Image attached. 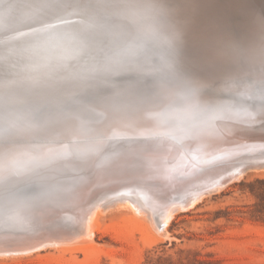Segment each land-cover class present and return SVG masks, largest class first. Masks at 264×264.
Here are the masks:
<instances>
[{
	"label": "bare ground",
	"instance_id": "bare-ground-1",
	"mask_svg": "<svg viewBox=\"0 0 264 264\" xmlns=\"http://www.w3.org/2000/svg\"><path fill=\"white\" fill-rule=\"evenodd\" d=\"M43 1L46 0H0V39L6 42L8 29H14L15 31L17 30L18 33L20 32L19 35H22L21 31H23V36L26 35L28 37V40L26 39L27 37H22L23 41L28 42L29 37L35 40V33H38L37 30L35 31L36 27L40 30L44 25H49L48 23H53L54 25L56 23L54 21L58 20V18H66L64 15H67L68 20H73L75 23L74 28L77 26V28L84 29L83 27L86 26L88 28L85 30L90 28L93 33L96 31V33H100L101 36L105 34V36L108 35L107 37H111L116 28L123 27L127 19L133 20L135 17L130 7L131 1L127 3V0H79L76 6L73 0H71V7L72 3L76 7L73 6L69 8V11L63 13V15H60L61 12L58 10L56 11L53 9L56 12L54 15L51 14L52 16L49 18L45 17L43 13H46L45 11L52 6L50 8H48V6L46 9L45 4L42 3ZM52 1L57 3L65 2V0ZM182 1L185 5L181 8L178 7L174 14L175 22L172 25L173 31L183 27L187 21H190L192 25L198 23L201 32L196 30L195 26L192 30L190 29V32L183 27L184 32L182 33L183 35L185 33L184 37L186 36L194 40V35L198 32L202 33V31H205L198 36V42H206V44L204 43L205 55L209 58L212 56V60L208 62L209 66H204V68H207V72H205L203 76L207 81L202 82L200 81L202 75L197 76V79L193 80L194 82L187 88L188 91L191 92V96L186 94L185 88H181V90L183 93L185 92L186 95L181 94L182 92L177 95L174 90H169L167 87L160 88L158 94L150 98L138 97L133 100H131V97L125 96L127 94L125 90L116 92L112 96L104 93V95H101L99 98L103 107L94 106L95 104L92 103V107L94 106L93 110L97 112V119L94 121L90 120L94 123L91 125L92 127H90L92 130L90 135L85 128L86 126L84 127L81 121L74 120V118H67L68 120L63 121L64 123L61 125H58L57 122L59 121H54V119L47 120L45 121L46 123L44 122L41 126L38 124L37 126L35 123L21 122L18 120L16 125L17 128L10 136H6V133L0 130V203H3L4 206L6 205L9 209L7 213L4 212V215L0 212V242L12 243L20 247L24 243L22 239L27 236L50 232L55 233L56 231H63L65 233L66 228H68L70 224L77 223L75 221L78 219L75 215L81 210L89 207L92 210V214L96 213L97 215L98 212L100 213L98 200L106 195H117L120 197L119 200L113 203V206L118 205L122 209L125 207L124 209L126 210H135L137 214L143 218L151 217L147 208L139 206V204L134 203L132 199L128 197H123V194L128 193H133L135 195V188L132 187V182H139L151 190L153 198L146 197L147 193H145L143 196L146 197V200L162 202L163 204V201L169 198L181 200L182 197L195 195L200 190H205L206 187L220 186L219 184L233 178L235 180L236 175L242 174L249 164H252L258 159H264V104L259 105L256 111H252L246 108L248 107L247 101L242 98L247 96L255 98L259 95H262L264 98V0ZM139 4L141 8L147 7L145 1ZM78 11H86L94 14L104 13L111 17L112 20L110 22L106 21L107 23L91 24L84 21L81 17L71 18ZM48 12L46 13L47 15L51 13V11L49 14ZM78 13L83 14L82 12ZM58 15H60V17H58ZM122 15L124 16L121 17ZM211 18L214 19L212 27L208 24ZM61 24L63 25V22H61ZM65 24L67 25V23ZM127 25L129 26L130 24L128 23ZM71 28L73 27L71 26ZM150 28L151 25L147 24L144 30L151 33V31L147 30ZM18 29L21 30L19 31ZM120 30H122L121 35L123 36L124 31L123 29ZM144 30H141V32ZM88 31L89 30H87V32ZM211 32L220 34L217 39H215L216 41H213V34ZM74 33H76V31ZM132 33L134 35V32L128 34ZM156 33L158 34L160 32L156 31ZM91 34L89 32L86 36L91 39L93 37ZM141 34L145 35V32ZM183 35L180 37H183ZM16 36L18 37V35ZM79 36L80 35H78V37ZM95 37L97 38L96 35ZM112 37L114 36L112 35ZM127 37L129 38L130 36ZM46 38H48L47 35ZM148 38L146 40L147 43L149 42ZM84 39L88 38L84 37ZM143 39H140V41ZM68 40L67 38L66 41L68 42ZM92 41H94V39H92ZM112 41L113 40H111V43ZM146 41L144 40V42ZM17 42L20 43V40ZM48 42L49 41H47V43ZM126 42L127 41H125V43ZM193 42H195L194 44L196 45V40ZM103 44H106V42ZM150 44L152 45L154 43ZM24 45L22 47L23 49ZM30 45L28 44V46ZM15 48L17 47L14 40H12V47L10 48L0 43V60L3 61L4 70L9 67L12 61H8L9 54L11 53V55H13L17 52V55H19L20 48L17 51L14 50ZM135 48L138 49L134 52L141 49L139 46ZM10 49L14 51L11 52ZM169 49L170 48H168V50ZM28 50L30 49H27V51ZM154 51L152 53L155 54L156 52ZM79 52H81V49ZM140 52L137 53L139 54ZM49 54L51 53H48V55ZM25 65L26 62L25 64L22 63L20 67ZM210 65L213 69H210ZM84 69L86 68L84 67ZM1 72L3 73V71ZM2 73L0 74L2 75ZM218 75L220 77L216 82L209 81L211 78H217ZM247 75L249 76L241 80L234 78L236 76L242 77ZM141 78L142 75L140 79ZM138 82L142 81L138 80ZM204 83L206 85L204 87L206 90L201 92L200 86L204 85ZM227 86L232 90H230L231 93H237L241 96L242 99L239 100V102H242L243 106H245L243 110L234 108L235 105H231L232 107H220L222 105L220 104L221 102L215 100L228 97L221 95L222 92L229 91V89L225 88ZM172 87L177 89L179 85L175 83ZM255 93H258V95ZM82 96L80 98L84 99V96ZM192 96L193 100L189 101V98H192ZM65 97L67 96L65 95ZM76 99L79 100L78 98ZM61 102L62 101L59 103ZM79 102L81 103V100ZM80 103H78V105ZM35 104L37 105V103ZM56 104L58 103L56 102ZM81 105H83V103H81ZM77 106L75 108H77ZM46 108L49 109L48 107ZM70 108L67 107V109ZM112 109H114V114L106 117L107 111H112ZM88 121L89 120H87V122ZM42 129L43 131L41 132ZM67 129L69 135L61 138L62 134L68 133L66 131ZM118 135L129 136L132 139H130L131 141L128 142V145L125 144L127 142L122 143V145H117L118 141H115L119 137L116 140L111 138L117 137ZM92 136L95 138H92ZM85 137H91L92 139L89 138L87 142L82 141ZM30 139H36L37 141L41 140L40 142L42 144L36 145L35 143V147L46 145L56 146L57 148L51 150L52 152L61 151L63 148H61L62 146L60 145L64 141H72L73 143V141L80 139V143L90 144L92 150H97L99 155L97 154V158H95V160H97L96 163L98 165L99 163L100 165L102 164L105 167L104 169L108 166L107 168L109 171L106 169L108 173L100 175L102 176V181H99L97 178V180L95 179L93 182V179L91 180L89 176H87L88 173L84 174L85 171H82L86 170V168L79 171L69 166H56L54 165L55 161L52 160L51 162L48 161L50 163L49 165L43 164L41 166H34L33 164H24L25 166L22 170L10 172V167H13L20 162V160H24V157L38 154L34 153L35 150L32 149L35 148L34 146L28 145L25 142ZM38 159L40 160L42 158L36 157L35 162H38ZM42 160H47V158ZM28 163H30V161ZM97 167L101 169L99 166H96V168ZM15 168L14 166L13 170ZM248 168H254V166ZM104 169L102 167L101 170ZM101 170H98L97 173L101 174ZM252 171H255V169ZM35 178H44L41 181L48 179L51 183L48 186L44 181L43 183L45 185H36V187V183H33ZM70 180L73 181V185L76 186H71ZM41 181L39 182L41 183ZM29 182L33 184L31 185V187H33L31 191L28 190L29 188L27 190L25 189L28 186H21V184L24 183L28 185ZM53 186L57 188L55 189ZM21 189L29 192H21ZM217 189H220V187H217ZM139 192L141 191L139 190ZM80 207L82 208L80 209ZM94 209H96V211ZM164 212L167 214L164 224L167 225L172 219V214H174L175 211L169 213L166 209H163L162 213ZM88 214L84 215V219L88 218ZM80 228L79 225V229ZM84 232L85 235L89 233L88 224H86ZM81 234L82 233H80V236ZM164 234L168 235V232H164Z\"/></svg>",
	"mask_w": 264,
	"mask_h": 264
},
{
	"label": "rangeland",
	"instance_id": "rangeland-1",
	"mask_svg": "<svg viewBox=\"0 0 264 264\" xmlns=\"http://www.w3.org/2000/svg\"><path fill=\"white\" fill-rule=\"evenodd\" d=\"M77 1L79 0H73V3L76 5ZM128 1H131L132 6L130 5V7L135 17L133 20L127 19L123 27L116 28L117 31L115 30L112 33L114 37L112 35L111 37H107L108 35L105 36V34L101 36L96 31L93 33L90 28L87 29L89 30L87 32L85 29L88 27L86 26L83 27L84 29L77 28V26L74 28L75 23L73 20H68L67 15H64L66 18H58V20H55L54 22L56 23L54 25L56 26L53 23H48L49 25H44L40 30L36 27L35 31L37 30L38 33H35V40L29 37L30 42L23 41V38L27 37L26 35H24L25 37L23 36V31H21L22 35H19L20 32L18 33L17 30L8 29L7 41L5 42L3 39H0L1 45H7L10 48L12 47V40H14L17 47L14 49L15 51L25 45L24 49H19V55H17V52L13 55L11 53L9 54L8 61L10 62L12 60L9 64L10 68L7 67L4 70L3 61L0 60L2 65H0V73L3 71L2 75L0 74V130L5 132L6 136L14 133L18 120L41 126L45 121L54 119V121H59L57 122L58 125H61L64 123L63 121L71 118L78 121L79 119L76 114L82 116L84 119V127L86 126L85 128L90 135L92 132L90 127L94 124L91 121L97 119V112L93 110V107H103L99 98L104 93L108 95L112 91L116 93L121 90H125L126 92L147 90L148 93L158 94L160 88L167 87L169 90H174L177 95L181 92V94L186 95L181 90L184 86L176 83L179 87L174 89L172 87L174 84L168 82L172 79H177L181 74L186 78L189 73L194 76L188 81L189 84L187 86L192 84L194 82L193 80L197 79L199 75H202L200 81H207L203 76L207 72V68H204V62L200 59L201 57L199 55L200 50L203 53L206 42H198V36L205 31L200 33L201 30L198 23L192 25L190 21H187L184 24L183 27L188 32L194 26L196 30L200 31H197L198 33L194 35L196 45L198 42L197 46L194 44V40L186 36L184 37L185 33L184 35L182 33L184 32L183 27L173 31L172 25L175 22L174 14L177 8L183 7L185 3L182 0H127V3ZM142 1L147 3V7L141 8L139 3ZM65 2L43 1L42 3L45 4L46 9L48 6V8L53 7H51L52 9L50 8L51 10L47 9L49 12L47 10L45 11L48 14L51 11L50 16L46 13H43V15L50 18L57 10L61 12L60 15H63V13L69 11V8L77 6L72 3L71 7V0H65ZM78 12H82L83 14H79ZM78 12L71 18L81 17L84 21L91 24L107 23L112 20L111 17L104 13ZM61 22H63V25ZM128 23L130 24L129 26L127 25ZM147 24L151 25V28L147 29L151 33L144 30ZM120 29L124 31L123 36L121 35L122 30ZM141 30L144 31L141 32ZM72 31H76V33ZM130 31L134 32V35L133 33L128 34L131 33ZM156 31L160 33L157 34ZM89 32L93 36L91 39L86 36ZM143 32H145V35L141 34ZM41 34L44 35L42 36ZM45 34L48 38H46ZM67 34L72 37H69ZM77 34L80 36L78 37ZM146 34L150 35L148 36ZM126 35L132 38H128ZM182 35L184 38L180 37ZM84 37L88 39H84ZM67 38L69 39L68 42L66 41ZM147 38L155 46L149 42L147 43ZM26 39L28 40V37ZM92 39H94L95 43ZM140 39L143 40L140 41ZM19 40L22 45L17 42ZM111 40H113L112 43ZM47 41L49 42L47 43ZM125 41L127 42L125 43ZM105 42L106 44H103ZM28 44L31 45L28 46ZM138 46L141 49L137 52L141 51V54L134 52L138 49L135 47ZM168 48L170 49L168 50ZM27 49L30 50L27 51ZM80 49L81 52H79ZM14 50L10 49L11 52ZM153 51L156 53H152ZM132 52L138 55L136 54V56ZM48 53L52 55H48ZM25 62L26 65L20 67ZM210 69H213L211 65ZM201 70H203L202 73H199ZM141 75L142 78L140 79ZM219 77L218 75L217 78H211L209 81L216 82ZM138 80L142 82H138ZM161 83L164 84L160 85ZM201 86L204 88L206 85L204 83ZM82 95L84 99L80 98ZM76 98L80 99L77 100ZM76 100L78 103L81 100L83 105L81 103L78 105ZM60 101L62 102L59 103ZM92 103L95 104L93 107ZM76 106L77 108H75ZM67 107H71V110L67 109ZM112 114H114V109L109 112L107 111L106 117ZM87 120L89 121L87 122ZM79 121H81V118ZM66 131L68 132V129ZM67 135H69V132L62 134L61 138ZM89 138L91 137H85L82 141L87 142ZM92 138L95 137L92 136ZM129 138L128 136H117L111 139H117L115 141H118L117 145H122ZM40 141L30 139L25 142L35 147V143L36 145L42 144ZM80 142V139L73 141L74 144L72 141H64L62 143L63 145H60L63 149L57 152L51 151L56 149V146L46 145L32 148L35 150L34 153L38 154L31 155L30 157L32 159L27 156L24 157V160H20L18 163L16 162L17 164L14 166L17 169L15 168L13 170L14 166L10 167V172L22 170L25 166L24 164H33L34 166L49 165V162L53 160L56 166H69L79 171L86 168V170L82 171H85L84 174L88 173L87 176H89V179H93V182L97 178L99 181H102V176L100 175L108 173L106 172L108 166L104 169L105 167L102 164L100 165L99 162L98 165L96 163L97 160H95L97 154L99 155L97 150H92L90 144L87 145L86 143L83 144ZM125 144L128 145V143ZM114 145L117 146L116 144ZM36 157L42 159L47 158V160L38 159V162H35ZM29 161L30 163H28ZM263 164L264 159H258L247 166L242 173L244 176L238 174L235 180L233 178L219 184L220 186L206 187L205 190L202 189L195 195L182 197L181 200L169 198L164 200L163 204L162 202L146 200V197L153 198L151 190L139 182H132V187L135 188V195L128 193L123 194V197H128L134 203L139 204V206L147 208L151 217L143 218L135 210L128 208L126 210L124 209L125 207L122 209L118 205L113 206V203L119 200L120 197L117 195H106L98 200L100 213L98 212L97 215L96 213L92 214V210L89 207L81 210L75 215L79 221L76 219L77 221L75 222L77 223L70 224L66 228L65 233L63 231H59L60 233L54 231L55 233L50 232L27 236L22 239L24 243L20 247L12 243L0 242V264H264ZM96 166H99L101 169L103 167L104 170L98 169ZM251 166H254V168H248ZM254 169L255 171H252ZM98 170L102 171L101 174L97 173ZM43 179L35 178L33 183H36L35 186H42L45 185L43 183L45 181L49 186L51 181L47 178L48 181H41ZM36 181H41V183ZM72 182L70 180L71 186L74 183ZM52 183L54 184L53 181ZM24 184H21V186H28L25 188L26 190L28 188L30 191L33 190V187H31L33 185L32 183L29 182L28 185L27 183ZM53 187L55 189L57 188L56 186ZM217 187H220V189H217ZM21 192L26 193L29 191L21 189ZM145 193H147L146 197L143 196ZM1 204L3 203H0V212L4 215V212L7 213L9 209L6 205ZM110 206L113 207L111 208ZM163 209H166L169 213L175 211L167 225L164 224L167 214H165L166 212L162 213ZM94 210L96 211V209ZM86 214L89 216L87 219H84V215ZM86 224L89 226V233L87 235L84 232ZM79 225L81 227L80 229ZM164 232H168V235L164 234ZM80 233H82L81 236Z\"/></svg>",
	"mask_w": 264,
	"mask_h": 264
},
{
	"label": "water",
	"instance_id": "water-1",
	"mask_svg": "<svg viewBox=\"0 0 264 264\" xmlns=\"http://www.w3.org/2000/svg\"><path fill=\"white\" fill-rule=\"evenodd\" d=\"M213 20L214 19H210L209 20V26H211L212 27V25H213ZM212 33V32H211ZM213 34V36H212V39H213V41H216L215 39H217V37L220 35L219 33H217V34H214V33H212ZM205 50L203 51V53H199V55H200V59L204 62V65L205 66H208V62H210V60H212L211 58H212V56H211V58H209L207 55H205ZM203 69V68H202ZM202 71L203 70H201V72H199V73H202ZM193 76L194 75H191L190 73L189 74H187V77L185 78V77H183L182 76V74L180 75V76H178L177 77V79H172L170 82H168V83H170V84H175V83H178V84H180L181 86H184V88H185V90H186V94L187 95H190L191 94V92L190 91H188V84H189V80L191 79V78H193ZM249 75H247V76H242V77H240V76H236V77H234L235 79H237V80H241V79H245V77H248ZM250 78V77H249ZM252 78V77H251ZM221 79H223V78H221ZM247 79V78H246ZM164 84V83H163ZM162 83L160 84V85H163ZM159 85V86H160ZM203 88V86H200V90H201V92H203V90H206V88H204V89H202ZM225 88H227V89H229V91H224V92H222L221 93V95H225V96H228L227 98H218V99H215L216 101H218V102H221L220 104H222L220 107H232L231 105H235V107L234 108H236V109H238V110H243L244 109V107L245 106H243V103L242 102H239V100H241L242 98H244L245 99V101H247V106L248 107H246V108H248L249 110L251 109L252 111H256L257 110V107H259V105H263L264 104V98H263V96L261 95H259V96H257V97H255V98H250V97H242L241 98V96L239 95V94H237V93H231V89H230V87L229 86H227V87H225ZM231 90V91H230ZM216 92H218V91H216ZM115 92H110L108 95H112V94H114ZM185 93V92H184ZM205 93V92H204ZM220 93V92H219ZM157 93H154V94H152V93H148V91L147 90H145V91H127V94L125 95L126 97H131V100H133V99H135V98H138V97H141V98H150L151 96H155ZM207 94H210V93H207ZM255 94H257L258 95V93H255ZM254 94V95H255ZM192 95V94H191ZM190 95V96H191ZM208 96V95H207ZM252 96V95H251ZM193 100V96H192V98H189V101H192ZM224 109H226V108H224ZM75 111V110H74ZM75 113H79V112H75ZM76 116H77V118L80 120V118H81V121H82V123L84 124V119L82 118V116H80V115H78V114H76ZM118 136H124V135H118ZM129 137V136H128ZM130 139H132V138H129L128 140H126L125 142H129V141H131Z\"/></svg>",
	"mask_w": 264,
	"mask_h": 264
}]
</instances>
